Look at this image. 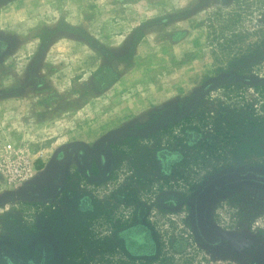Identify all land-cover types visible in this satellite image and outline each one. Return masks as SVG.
I'll list each match as a JSON object with an SVG mask.
<instances>
[{
  "label": "rangeland",
  "instance_id": "1",
  "mask_svg": "<svg viewBox=\"0 0 264 264\" xmlns=\"http://www.w3.org/2000/svg\"><path fill=\"white\" fill-rule=\"evenodd\" d=\"M263 117L264 0H0V245L51 239L57 264H264V186L213 196L224 248L194 207L217 175L264 171ZM132 209L136 259L116 237Z\"/></svg>",
  "mask_w": 264,
  "mask_h": 264
},
{
  "label": "flooded vegetation",
  "instance_id": "2",
  "mask_svg": "<svg viewBox=\"0 0 264 264\" xmlns=\"http://www.w3.org/2000/svg\"><path fill=\"white\" fill-rule=\"evenodd\" d=\"M126 202L133 205V197ZM133 212L132 209L130 219H125V224L117 230L116 237L121 243V250L127 252L131 259H136L140 252H147L145 247L149 244V238L146 232L142 231L140 233L137 213L134 216ZM117 227L114 224V229ZM58 255V245L51 239L42 238L26 250H21L9 244L0 245V264H57Z\"/></svg>",
  "mask_w": 264,
  "mask_h": 264
},
{
  "label": "water",
  "instance_id": "3",
  "mask_svg": "<svg viewBox=\"0 0 264 264\" xmlns=\"http://www.w3.org/2000/svg\"><path fill=\"white\" fill-rule=\"evenodd\" d=\"M264 186V171L258 169H237L212 178L195 197V224L201 240L212 248L227 247L231 238L212 227L207 218L208 206L213 196L221 189L237 184Z\"/></svg>",
  "mask_w": 264,
  "mask_h": 264
},
{
  "label": "trees",
  "instance_id": "4",
  "mask_svg": "<svg viewBox=\"0 0 264 264\" xmlns=\"http://www.w3.org/2000/svg\"><path fill=\"white\" fill-rule=\"evenodd\" d=\"M258 121L261 122L262 126L264 127V117L258 118ZM246 122H248L247 127L250 128V130L252 131L253 127L255 126L254 119L247 120Z\"/></svg>",
  "mask_w": 264,
  "mask_h": 264
}]
</instances>
